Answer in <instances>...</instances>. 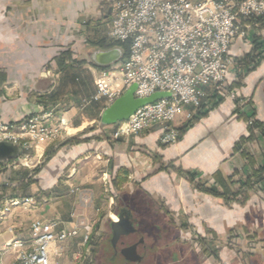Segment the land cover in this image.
I'll use <instances>...</instances> for the list:
<instances>
[{
  "label": "crops",
  "instance_id": "0c3cea01",
  "mask_svg": "<svg viewBox=\"0 0 264 264\" xmlns=\"http://www.w3.org/2000/svg\"><path fill=\"white\" fill-rule=\"evenodd\" d=\"M112 1L0 0L1 119L17 123L36 113L51 112L65 116L69 134L76 136L101 115L106 104L92 100L97 91L96 70L100 69L92 57L95 52L107 50L100 47L104 43L118 42L110 36ZM254 37L264 39V26H252L245 39L236 38L230 54L235 59L245 57L252 50ZM236 79L231 70L228 84ZM206 92L204 102L213 90L207 87ZM238 95L264 124V59L244 76ZM187 122L180 116L173 125L182 127ZM101 131L111 132V126L101 125ZM161 131L162 127L155 125L138 136L117 141L100 136L59 149V144L52 141L21 152L20 156L32 157L36 163L44 152L53 154L36 176L37 182L25 192L5 183V175L0 173L3 200L32 196L36 201L32 206L13 207L0 220V261L15 262V249L9 246L15 239L30 247L34 219L72 225L78 213L95 217L94 210L103 207L106 198L109 207L115 201L122 207H159L161 211L166 207L171 213L185 216L199 233L208 229L222 237L241 227L264 244V182L245 203L226 205L221 197L199 190L189 177L175 171L199 173L202 180L213 183L214 178L227 181L235 172L249 175L264 166L263 137H259V144L248 141L241 152L236 150L240 140L249 136V129L245 118L235 113L234 101L221 99L189 126L176 144L161 146ZM123 178L125 182L115 189L113 181ZM83 187L93 195V203L81 200L77 191ZM181 233L182 239H189L188 232ZM79 241L76 238L67 245L62 264H72ZM219 260L240 264L232 248L222 247ZM248 261L264 264V248L250 253Z\"/></svg>",
  "mask_w": 264,
  "mask_h": 264
},
{
  "label": "built area",
  "instance_id": "2783aa9c",
  "mask_svg": "<svg viewBox=\"0 0 264 264\" xmlns=\"http://www.w3.org/2000/svg\"><path fill=\"white\" fill-rule=\"evenodd\" d=\"M112 13L110 36L118 42H129V54L108 68L96 70L97 91L92 100L108 106L134 83L136 97L170 92L171 97L146 104L128 120L110 125V137L115 141L160 125V145L169 146L180 139L173 122L180 116L186 121L193 119L208 95L207 87L221 96L227 89L228 74L237 64L230 54L231 45L236 38L245 39L250 27L260 25L252 20L264 17V0H113ZM231 96L236 99V92ZM251 111L244 102L241 113ZM255 121L253 115L248 118L257 137L263 136ZM68 126L65 116L51 112L36 113L17 123L0 118V142L16 144L23 152L69 136ZM27 159V155L19 156L13 166H29ZM35 203L32 196L0 199V220L15 206ZM92 228L79 217L68 226L34 219L30 247L19 239L9 244L16 253L13 264H62L67 245L76 238L80 239V248L74 252L72 264H86L92 248Z\"/></svg>",
  "mask_w": 264,
  "mask_h": 264
},
{
  "label": "rangeland",
  "instance_id": "374dc122",
  "mask_svg": "<svg viewBox=\"0 0 264 264\" xmlns=\"http://www.w3.org/2000/svg\"><path fill=\"white\" fill-rule=\"evenodd\" d=\"M263 26L264 25H259L254 27L261 28ZM231 70H234L237 79L234 84H228L227 89L222 92V96H218H220L221 99H224L225 97L232 99L235 103V113L238 116L245 118L241 113V110L243 108L244 102L246 103V100L238 95V88L242 86L244 76L247 73H243L239 62L235 67L231 68ZM233 91L237 94L236 99H233L231 96ZM96 116L97 117L95 121L87 126L88 128L97 126L96 130L86 133L84 137L87 136L91 139V136H95L100 133V115ZM246 125L249 129L250 125L248 123V119L246 121ZM176 128H180V126ZM107 133L103 135V138H105L106 135H109L110 137L111 132L107 131ZM182 135L183 134L180 132V139ZM69 136L71 135L69 134ZM67 137L68 136L59 137L53 142L60 144ZM261 137L264 138V135H261L260 138ZM260 138L256 136L249 142H256L259 144L262 140H260ZM71 146L73 145H68L65 147ZM250 154L251 150L247 153V156H250ZM43 158L44 154L40 161L36 163L35 159L33 160L32 157L28 156L27 160L30 167L25 165L14 167L12 163L14 160L13 159L0 165V173L5 175V183H12V188L18 191H24L25 189H28L30 185L37 182L36 176L38 174L34 176L35 170L38 167H41V169L44 167L45 164L42 165ZM175 171L180 174L178 170ZM31 175L33 176V180L35 179L34 182H29L27 184L22 183V180H24L26 177H30ZM237 175L241 176L242 174L241 172H238ZM4 186H6V184H4ZM261 187L263 186L258 185L257 189H260ZM235 188L236 187H234V189ZM85 189L86 188L83 187L77 191L81 200L84 203H86V201L93 203V195L90 192L85 191ZM249 193L251 195L253 192ZM240 196L242 197V195H239V197ZM2 197L4 198L3 194H0V199H2ZM105 200L106 201L104 202L103 207L94 210L95 214L93 215H95V217L93 216V218L88 216V214L85 212L84 215H82V213H78V217L80 219H84L93 226L91 241L92 248L86 264H227L219 260V251L222 247L232 248L236 252L240 264H250V261H248L250 253H256L258 249L263 250L264 248V244L258 240L253 232L247 231L241 227L233 228L228 231L226 235L219 237L208 229H204L202 233H199L195 226L187 223V218L185 216L175 212L171 213L165 209L166 207H164L162 211L159 209V207H124L128 210V213L135 221L137 229L140 230L143 236L144 242L139 248V253L143 256V260L139 263L129 262L121 254L116 256L113 260V249L110 244V239L112 237L111 222L114 219H117L118 212L123 207L120 203H118V201H115L114 204L109 207L107 203L108 198ZM183 231L188 232V240L181 238V232ZM76 248H78V244ZM246 257L247 259L245 260L244 258ZM71 262L73 263V260H71Z\"/></svg>",
  "mask_w": 264,
  "mask_h": 264
},
{
  "label": "trees",
  "instance_id": "16d2710c",
  "mask_svg": "<svg viewBox=\"0 0 264 264\" xmlns=\"http://www.w3.org/2000/svg\"><path fill=\"white\" fill-rule=\"evenodd\" d=\"M252 22L253 23L259 22L260 25H264V17L253 19ZM100 47L104 49H111L114 47H119L123 52L122 59L125 58L129 54V42H112L109 44L104 43ZM263 59H264V39L260 37H254L252 51L249 54H247L245 57L237 59V63L239 62V65L242 68L243 73L246 74L250 72L251 70L255 69L261 63ZM55 60L57 62L58 58H56ZM59 63L57 64L60 66ZM62 65H64V63H62ZM220 101H221L220 96H218L216 93H212V95L209 98H207L205 102H203L202 107L197 111L192 121L190 122L188 121L189 123L179 128V131L181 132V134H183L185 130L189 126H191L194 122L198 121L200 118L206 115L207 112L212 107L216 106ZM104 108H106V106ZM252 115L255 116L256 126L261 129L262 134L264 135V130H263L264 124L256 119V115L253 112V110L247 113V115H244L245 121H247V119ZM96 128L97 126L91 127V128L87 127L82 132L78 133L76 136H72V135L68 136L59 144L58 149L63 148L68 145H77V144L86 142L87 140L90 139V137H87V136L84 137L85 134L90 131H95ZM249 131H250L249 136L241 139L240 142L237 144V148H236L237 151L241 152V149L244 146V144L254 139V137L257 136L252 126L249 127ZM103 135L104 133L101 131L97 135L91 136V137L95 139H100V136H103ZM105 139H111V138L109 137V135H106ZM243 152L245 151H242V153ZM52 154L48 152L44 153L42 165L46 164V162L50 160ZM40 170H41V167H38L35 170L34 176H36ZM177 170L179 171V173L185 174L187 177H189L191 182L195 184L196 188H198L201 191L208 192L209 194L213 196L221 197L227 205H230L233 202L235 203L238 202L240 204L245 203L250 197L249 192H256L258 190L257 189L258 185L263 184L264 182V166L260 167L253 174H249V175L242 174L241 176H239L237 175L238 172H235V174L231 176L230 178H228L227 181L224 178H214L213 183L209 182V180H202L200 178L199 173L186 172L181 169H177ZM32 180H33V176L31 175L30 177H26L24 180H22V183L27 184L29 182L35 181V179L33 181ZM125 180L126 178H123L122 180H120V182H118L115 179L113 181L114 188L115 189L120 188V185H122L125 182ZM234 187L236 188L234 189ZM239 195H242V197L241 196L239 197Z\"/></svg>",
  "mask_w": 264,
  "mask_h": 264
},
{
  "label": "water",
  "instance_id": "95a60500",
  "mask_svg": "<svg viewBox=\"0 0 264 264\" xmlns=\"http://www.w3.org/2000/svg\"><path fill=\"white\" fill-rule=\"evenodd\" d=\"M123 52L120 48H112L95 52L93 54V62L100 68H108L122 59ZM137 84L130 85L120 97L113 101L110 105L102 111L100 115V123L102 126L112 125L120 121L128 120L139 108L146 104L156 102L160 99L171 97L170 92L157 91L148 97H136L135 91ZM21 155V149L18 145L0 142V162L13 160ZM111 229L113 233L112 243L116 245L118 240L124 236L135 232V227L130 218L114 219L111 222ZM142 239V243H143ZM143 245V244H142ZM141 245V246H142ZM120 252L130 262H140L143 256L138 252L137 245L124 247Z\"/></svg>",
  "mask_w": 264,
  "mask_h": 264
},
{
  "label": "flooded vegetation",
  "instance_id": "af4514ba",
  "mask_svg": "<svg viewBox=\"0 0 264 264\" xmlns=\"http://www.w3.org/2000/svg\"><path fill=\"white\" fill-rule=\"evenodd\" d=\"M118 216H120L121 218H130L131 222L133 223V226L135 227V232L134 233H131L129 235H124L122 236L118 242L116 243V245H113L112 243V238H113V233H112V237L110 239V244L112 246V249H113V260L116 256H118L119 254H121L124 258L125 256L120 252V250L124 247H129V246H132V245H137L138 247V252H139V248L140 246L143 244L142 243V239H143V236L140 232L139 229H137V226L135 224V221L133 220V218L131 217V215L128 213V210L126 208H121L120 211L118 212ZM137 238H136V237ZM126 259V258H125ZM127 260V259H126ZM143 260V258H142ZM141 260V261H142ZM128 261V260H127ZM140 261V262H141ZM130 262V261H129ZM136 263H139V262H136Z\"/></svg>",
  "mask_w": 264,
  "mask_h": 264
}]
</instances>
